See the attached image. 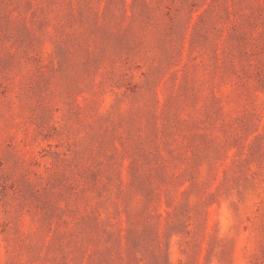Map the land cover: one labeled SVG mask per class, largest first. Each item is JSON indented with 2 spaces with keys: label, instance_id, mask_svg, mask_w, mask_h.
Listing matches in <instances>:
<instances>
[{
  "label": "rangeland",
  "instance_id": "374dc122",
  "mask_svg": "<svg viewBox=\"0 0 264 264\" xmlns=\"http://www.w3.org/2000/svg\"><path fill=\"white\" fill-rule=\"evenodd\" d=\"M0 264H264V0H0Z\"/></svg>",
  "mask_w": 264,
  "mask_h": 264
}]
</instances>
